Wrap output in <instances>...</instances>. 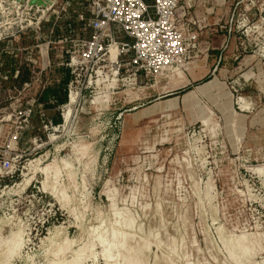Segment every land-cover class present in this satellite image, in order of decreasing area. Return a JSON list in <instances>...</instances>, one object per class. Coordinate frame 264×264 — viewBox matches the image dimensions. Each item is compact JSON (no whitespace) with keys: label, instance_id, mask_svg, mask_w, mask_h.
Segmentation results:
<instances>
[{"label":"rangeland","instance_id":"1","mask_svg":"<svg viewBox=\"0 0 264 264\" xmlns=\"http://www.w3.org/2000/svg\"><path fill=\"white\" fill-rule=\"evenodd\" d=\"M182 24L180 65H83L69 118L18 149L25 104L0 89V264H264V0H195Z\"/></svg>","mask_w":264,"mask_h":264},{"label":"built area","instance_id":"2","mask_svg":"<svg viewBox=\"0 0 264 264\" xmlns=\"http://www.w3.org/2000/svg\"><path fill=\"white\" fill-rule=\"evenodd\" d=\"M30 1L22 4L17 0H0V45H10L0 52V89L4 87L2 79L7 81L13 86L4 87V97L25 104L12 117L15 121L9 148L18 149L22 134L32 127L36 115L41 120V130L52 128L38 97L39 92L46 89L42 74L51 68L49 45L46 49L42 46L26 49L20 44L22 39L32 35L35 40L43 39L44 24H52L53 29L46 39H50L49 44L55 46L56 54L63 59V66L74 77L68 95L74 89L72 86L79 77L77 72L83 65L105 63L115 66L125 59L136 73L152 76L180 65L187 54L186 42L195 39L191 35L187 38L185 24H182L195 6V0H151L150 3L148 0H83L75 2L83 12L74 9L73 13L68 3L62 0H55L47 7H30ZM74 15L83 24L81 35L71 25ZM61 25H67L64 27L68 34L55 39L54 30ZM113 47L118 50L115 64L111 62ZM4 54H9L13 63L24 56L31 79L20 84V70L13 75L9 69L5 71ZM10 166L9 159L1 164L3 170H9Z\"/></svg>","mask_w":264,"mask_h":264},{"label":"crops","instance_id":"3","mask_svg":"<svg viewBox=\"0 0 264 264\" xmlns=\"http://www.w3.org/2000/svg\"><path fill=\"white\" fill-rule=\"evenodd\" d=\"M63 2L68 3L70 11L72 12L74 9L76 11L81 12L82 9H78L76 7V0H62ZM74 1V2H73ZM73 2V3H72ZM83 12V11H82ZM73 13V12H72ZM70 24V22L68 23ZM71 25L73 29L78 34H82L81 29L83 28V24L79 23L76 19V16H73V19L71 21ZM67 26V25H64ZM63 25L58 26L55 28V39L60 36L61 34H68V31H66V28ZM43 33L45 37H48L50 32L52 31V24L45 25L43 28ZM230 37V36H229ZM215 43H224L228 42V35L224 34L223 36H216L214 38ZM221 44V46H222ZM10 46V45H0V52L3 50V47ZM220 47V46H219ZM50 64L51 68L49 72L43 73L42 78L44 79V82L46 83V89L39 92V103L40 105L46 110L47 116L49 119L55 123L59 124L60 122V113L58 112L59 108L61 106H65L68 102V87L69 83L71 81V73L68 68L63 66V59L61 56L52 53L50 56ZM24 56L21 57L20 61H15L16 63H13L10 58L9 54H4L5 59V71L9 69L12 72V75L17 70H20L21 74L19 77L20 84L29 81L32 77L31 73L29 72L28 68L25 66L24 63ZM65 58V56L63 57ZM2 84L4 87H7L9 84H7V81H4L2 79Z\"/></svg>","mask_w":264,"mask_h":264},{"label":"bare ground","instance_id":"4","mask_svg":"<svg viewBox=\"0 0 264 264\" xmlns=\"http://www.w3.org/2000/svg\"><path fill=\"white\" fill-rule=\"evenodd\" d=\"M117 57H118V50H117V48L116 47H113L112 49H111V62H112V64H115L117 61ZM75 90L74 89H72L71 90V92L69 93V103L67 104V106H65V109H67V112H66V115H65V117H64V119L67 117V114H68V112L70 111H73V110H69L70 108H72L75 104H76V102H77V99H78V97L80 96H77V94H76V92H74ZM70 112H69V115H70ZM74 113V112H73ZM72 116L74 117V115L72 114ZM67 118H69V117H67ZM71 121V120H70ZM67 122V121H66ZM262 174V173H261ZM114 205V204H113ZM112 211V210H111ZM115 217V216H114ZM125 222V221H124ZM116 223V222H115ZM130 225V224H129ZM129 225H126L127 227H129ZM97 230H99V229H97ZM116 230H118V229H116ZM107 232V231H106ZM117 232V231H116ZM114 233V232H113ZM112 233V234H113ZM100 235H102V234H100ZM99 235V236H100ZM101 237V236H100ZM100 237H99V239H100ZM112 237V240H115L113 243H114V246H113V243H112V240H110V242H111V244H112V246L114 247V249L116 250L115 252L117 253V255H118V251H119V247L118 248H116L117 247V245L119 244V243H116V241H117V237L115 236V233L111 236ZM102 238V237H101ZM15 240V239H14ZM102 240V239H101ZM14 242V241H13ZM16 242V241H15ZM14 242V243H15ZM101 243V242H100ZM105 242L103 241V244H104ZM115 243H116V245H115ZM11 244V243H10ZM102 244V243H101ZM226 244V243H225ZM12 245H13V243H12ZM11 248H13L12 246H11ZM123 248V247H122ZM109 249H111L112 250V248H107V250H109ZM16 250V249H15ZM14 250V251H15ZM111 250H109V253H107L106 254V258L107 259H111L112 257L113 258H115L116 256H113V254H110V251ZM14 251H11V252H14ZM106 252H108V251H106ZM128 254V253H127ZM120 256V255H119ZM177 256V255H176ZM175 256V257H176ZM128 259H130V258H128ZM73 261V260H72ZM54 264H58L57 262H53ZM66 263V262H65ZM68 263V262H67ZM66 263V264H67ZM131 263V262H130ZM130 263H124V264H130Z\"/></svg>","mask_w":264,"mask_h":264},{"label":"trees","instance_id":"5","mask_svg":"<svg viewBox=\"0 0 264 264\" xmlns=\"http://www.w3.org/2000/svg\"><path fill=\"white\" fill-rule=\"evenodd\" d=\"M148 2L150 3L151 0H148ZM61 121H62V118H61V116H60V122H61ZM60 122H59V124H60ZM40 129H41V120L39 119V116L36 115V116L33 117V120H32V127L29 128L28 130H26V131L22 134V139H21V140L26 139V138L28 137L29 133H30L31 131H33V130H36L38 133H40V132H41Z\"/></svg>","mask_w":264,"mask_h":264},{"label":"water","instance_id":"6","mask_svg":"<svg viewBox=\"0 0 264 264\" xmlns=\"http://www.w3.org/2000/svg\"><path fill=\"white\" fill-rule=\"evenodd\" d=\"M21 2L22 4L25 3L26 0H17ZM55 0H31L29 2V6H37V7H47V6H52Z\"/></svg>","mask_w":264,"mask_h":264}]
</instances>
